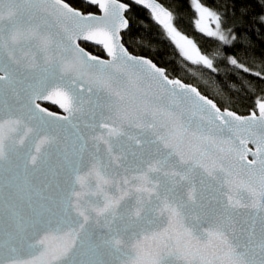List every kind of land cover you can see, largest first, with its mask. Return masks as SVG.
I'll use <instances>...</instances> for the list:
<instances>
[{
    "label": "snow or ice",
    "instance_id": "6c2138e0",
    "mask_svg": "<svg viewBox=\"0 0 264 264\" xmlns=\"http://www.w3.org/2000/svg\"><path fill=\"white\" fill-rule=\"evenodd\" d=\"M257 45L264 0H0V264H264Z\"/></svg>",
    "mask_w": 264,
    "mask_h": 264
},
{
    "label": "trees",
    "instance_id": "16d2710c",
    "mask_svg": "<svg viewBox=\"0 0 264 264\" xmlns=\"http://www.w3.org/2000/svg\"><path fill=\"white\" fill-rule=\"evenodd\" d=\"M76 3L82 5V1L75 0ZM169 3H177L179 0H168ZM183 15L181 17L179 27L187 35L196 39L197 43L202 47L211 50L213 48L212 41L203 34H200L195 30L194 25L192 24L191 15L188 12L187 8H182ZM147 13H144L141 18L146 17ZM153 54L158 58L166 59L169 62L170 66H175L177 68L178 74L183 76L184 73L180 69V61L177 56L175 49L168 43H161L159 40L156 41L153 45ZM264 53V47L257 45L254 55L259 58L261 54ZM249 78L254 79L250 74H244ZM213 80L217 84L225 88L226 90H231L232 95V106L233 110H237L240 114H247V111L250 110V105L254 99L251 93L245 92L243 90L237 91L232 88L234 83H238V77L235 74V70L231 69V66L225 67L223 64L219 66V73H213Z\"/></svg>",
    "mask_w": 264,
    "mask_h": 264
},
{
    "label": "rangeland",
    "instance_id": "374dc122",
    "mask_svg": "<svg viewBox=\"0 0 264 264\" xmlns=\"http://www.w3.org/2000/svg\"><path fill=\"white\" fill-rule=\"evenodd\" d=\"M90 50H93L96 54H101L97 49L93 48V49H90Z\"/></svg>",
    "mask_w": 264,
    "mask_h": 264
},
{
    "label": "water",
    "instance_id": "95a60500",
    "mask_svg": "<svg viewBox=\"0 0 264 264\" xmlns=\"http://www.w3.org/2000/svg\"><path fill=\"white\" fill-rule=\"evenodd\" d=\"M80 1H82V2H83V0H80Z\"/></svg>",
    "mask_w": 264,
    "mask_h": 264
}]
</instances>
